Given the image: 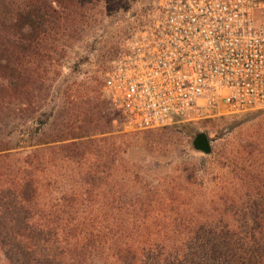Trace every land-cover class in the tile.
I'll list each match as a JSON object with an SVG mask.
<instances>
[{"label":"rangeland","instance_id":"374dc122","mask_svg":"<svg viewBox=\"0 0 264 264\" xmlns=\"http://www.w3.org/2000/svg\"><path fill=\"white\" fill-rule=\"evenodd\" d=\"M159 3L87 0L77 24L56 37L58 53L39 66L32 104L16 120L2 110L0 137L13 149L0 153V176L11 165L41 190L37 208L0 216V264H124L126 250L134 264H264L256 244L264 240V108L159 130L109 124L106 72ZM256 23L264 36V4ZM29 120L44 122L34 142L112 132L89 136L85 157H67L61 143L29 147ZM200 133L210 154L192 145Z\"/></svg>","mask_w":264,"mask_h":264},{"label":"built area","instance_id":"2783aa9c","mask_svg":"<svg viewBox=\"0 0 264 264\" xmlns=\"http://www.w3.org/2000/svg\"><path fill=\"white\" fill-rule=\"evenodd\" d=\"M264 0H160L106 72L103 94L127 131L264 108Z\"/></svg>","mask_w":264,"mask_h":264},{"label":"trees","instance_id":"16d2710c","mask_svg":"<svg viewBox=\"0 0 264 264\" xmlns=\"http://www.w3.org/2000/svg\"><path fill=\"white\" fill-rule=\"evenodd\" d=\"M86 3L87 0H0V114L2 110L4 113L7 107L16 120L26 111L23 106L32 104L34 95L43 85L39 66L49 64L58 53L56 37L77 24ZM110 110L112 113L110 126L113 120H124L118 110L112 107ZM8 118L9 115L4 117L5 120ZM29 123H31V126L30 124L27 126L29 132L27 135L31 136L28 139L29 147L61 143L58 148L62 149L67 157L73 156L72 152L75 156L85 157L84 145L89 136L112 132L109 126V128L96 129L92 134L77 133L72 137L61 136L57 139L34 142V136L40 133L44 122L42 121V126L33 120H29ZM12 149L7 139L0 137V153ZM29 161L27 166H33V162L29 163ZM14 170L15 168L8 165L0 176L1 181L6 185V189L0 190V216L15 213L11 212V207H18L19 210H16L18 212L23 211L24 204L28 205V209L37 208L34 203L38 201L40 195L38 192L41 188H38L34 177L26 174L19 176ZM6 192L14 196L13 206L2 204L6 199L4 194ZM41 212L45 211L41 210ZM256 244L260 250H264L263 239L256 241ZM121 253L124 255L119 256L124 264H134L135 257L132 258L131 250Z\"/></svg>","mask_w":264,"mask_h":264},{"label":"water","instance_id":"95a60500","mask_svg":"<svg viewBox=\"0 0 264 264\" xmlns=\"http://www.w3.org/2000/svg\"><path fill=\"white\" fill-rule=\"evenodd\" d=\"M192 145L196 151L204 154H210L212 152V145L209 137L205 133L198 134L193 140Z\"/></svg>","mask_w":264,"mask_h":264}]
</instances>
